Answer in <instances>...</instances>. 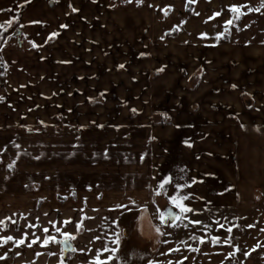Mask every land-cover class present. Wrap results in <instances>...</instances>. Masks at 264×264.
Listing matches in <instances>:
<instances>
[{
	"label": "crops",
	"instance_id": "obj_1",
	"mask_svg": "<svg viewBox=\"0 0 264 264\" xmlns=\"http://www.w3.org/2000/svg\"><path fill=\"white\" fill-rule=\"evenodd\" d=\"M263 2L0 0V157L12 153L0 174L23 154L36 162L45 137V160L61 154L66 184L26 193L44 180L0 177V237L14 238L0 240V264H92L98 250L119 264L122 218L158 227L165 200L213 201L209 186L230 200L245 137L264 128ZM55 228L75 235L71 256L42 243L62 239Z\"/></svg>",
	"mask_w": 264,
	"mask_h": 264
},
{
	"label": "rangeland",
	"instance_id": "obj_2",
	"mask_svg": "<svg viewBox=\"0 0 264 264\" xmlns=\"http://www.w3.org/2000/svg\"><path fill=\"white\" fill-rule=\"evenodd\" d=\"M263 3L261 4L264 8ZM262 15L261 29H264V10ZM55 127L59 130L56 134H60L63 129L60 120L55 123ZM38 138V161H30V157H27L30 156L29 153L23 154L19 167L11 166L7 170L4 168L0 177L13 179L38 176L36 179L44 182L22 185V191L55 192L53 189L59 188L58 191L63 192L66 184L61 182L62 162L61 158H56L61 154L54 153L53 166L47 164L44 149L40 148L45 146L46 138ZM53 139L54 144L61 145V136L54 135ZM245 144V153L240 154V161L237 163L236 178L239 184L233 193L230 192V200H218L222 194L215 191L217 186H209L210 194L215 198L213 201L191 202L188 207L192 211L184 213L178 221L169 217L161 222L157 217L160 233L155 230L157 226L145 216L142 217L141 223L136 215L122 218L119 229V264H149V261H152V264H264V128L260 135L247 134ZM5 155L8 157L12 153L0 157L2 165ZM79 155L83 156L82 153ZM85 159L80 158L82 165ZM90 161L94 162L92 159ZM91 162L87 161V165H92ZM45 165L49 167L46 168ZM53 172L57 178H54L53 184L46 185L45 175L51 177ZM4 186L2 183V187ZM71 194L75 197L76 191ZM59 200L65 202L66 199L60 197ZM164 206L166 209L172 208L177 214L180 213V209L173 205L170 199L165 200ZM214 237H218L220 242L213 243ZM225 240L231 242L225 243Z\"/></svg>",
	"mask_w": 264,
	"mask_h": 264
},
{
	"label": "snow or ice",
	"instance_id": "obj_3",
	"mask_svg": "<svg viewBox=\"0 0 264 264\" xmlns=\"http://www.w3.org/2000/svg\"><path fill=\"white\" fill-rule=\"evenodd\" d=\"M192 2H194V0H192ZM229 7H230V10H231L233 13H239L240 8L243 7V6H242V5H241V6L231 5V6H229ZM74 10H75V9H74ZM250 10H251V9H250ZM256 10L258 11L259 9H256ZM165 14H167V13H165ZM241 14H242V13H241ZM215 15L219 16L220 13L218 12V13H216ZM238 18H239V16H237V19H238ZM226 23L231 24L232 21L229 20V21H227ZM201 35H206V34H203V33H202ZM218 35H222V33H220V34H218ZM121 67H122V65H121ZM233 87H235V85H233ZM9 167H11V165H9ZM171 181H172V177H171V175L166 176V177L161 181V183H160V185H159V188H160L161 190H163L165 184H169V183H171ZM174 187H175L176 189H182L183 187H185V185H182V184H175ZM157 194H159V192H157ZM165 194L167 195L166 192H165ZM169 199H170V201H171V203H172L173 205H175L177 208L180 209V213L177 214V213L173 212L172 208H168L166 211H160V212H159V219H160L161 222H164V221L166 220V218H169V217L172 218L174 221L181 220V217L183 216L184 213H187V212L192 211L191 208H189L187 205H185L184 203H182L183 200L187 199L186 196H183V195H180L179 193H177L176 195H172V196H170ZM133 203H135V202L133 201ZM117 207H125V208H126V206H124V205H117ZM184 218H186V217H184ZM68 222H69V221H66L65 223H68ZM3 223H4L3 221H0V224H3ZM193 223H201V222H200V221H193ZM185 226H186V225H185ZM78 227H79V225H78ZM221 227H223V226H221ZM155 230H156L157 233H160V228H159V227H156ZM44 231L47 232L48 229H44ZM228 231L230 232V231H231V228H229ZM55 232L60 233L62 239H58L55 235H48V236H46V237L44 238V240H43L42 243H43L44 245H48L50 242H52V243H60V244L63 245V248H64V249L72 248L73 251L76 250L75 248H73V245H72V243H71V241H73V240L75 239V235H73V234H71V233H68V232H66V231H65V232H62L60 228H55ZM114 235H115V243L119 244V242H120V237H119V235H118V234H114ZM97 238H99V237H97ZM192 238L195 239L196 237H192ZM13 239H14V238H13L12 236L0 237V240H3L5 243H6L7 241H10V240H13ZM39 239H40L39 237H36V239L33 240L32 243H36V241L39 240ZM212 242H213V243H218V242H220V241H219V238H218V237H214ZM224 242H225V243H230L231 241H229V240H225ZM15 243H17V244H23V243H24V240H23V239H21V240H16ZM181 243H183V241H181ZM29 246H31V245H29ZM80 251H83V249H80ZM103 251L107 252V251H109V249L105 246V247L103 248ZM110 251H111L113 254H115L116 251H117V249H116V248H112ZM0 258H2V257H0ZM112 258H113V257H112L111 255H109V256L107 257V260H111ZM92 264H105V261L102 260L101 257H100V250H98V251H97V255H96L95 257H93ZM149 264H152V261H149Z\"/></svg>",
	"mask_w": 264,
	"mask_h": 264
},
{
	"label": "water",
	"instance_id": "obj_4",
	"mask_svg": "<svg viewBox=\"0 0 264 264\" xmlns=\"http://www.w3.org/2000/svg\"><path fill=\"white\" fill-rule=\"evenodd\" d=\"M72 243V242H71ZM73 245V244H72ZM74 248V247H73ZM62 249H63V252L65 254V256H68L69 254H72L74 251L72 248H67V249H64L63 248V245H62Z\"/></svg>",
	"mask_w": 264,
	"mask_h": 264
},
{
	"label": "built area",
	"instance_id": "obj_5",
	"mask_svg": "<svg viewBox=\"0 0 264 264\" xmlns=\"http://www.w3.org/2000/svg\"><path fill=\"white\" fill-rule=\"evenodd\" d=\"M5 74V67L3 63L0 61V78L3 77Z\"/></svg>",
	"mask_w": 264,
	"mask_h": 264
}]
</instances>
